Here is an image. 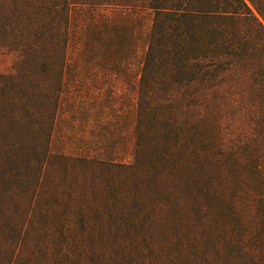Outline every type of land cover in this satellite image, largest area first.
I'll list each match as a JSON object with an SVG mask.
<instances>
[{
  "label": "trees",
  "instance_id": "16d2710c",
  "mask_svg": "<svg viewBox=\"0 0 264 264\" xmlns=\"http://www.w3.org/2000/svg\"><path fill=\"white\" fill-rule=\"evenodd\" d=\"M0 47V264H264V0H0ZM135 58L130 161L51 152L80 59Z\"/></svg>",
  "mask_w": 264,
  "mask_h": 264
},
{
  "label": "rangeland",
  "instance_id": "374dc122",
  "mask_svg": "<svg viewBox=\"0 0 264 264\" xmlns=\"http://www.w3.org/2000/svg\"><path fill=\"white\" fill-rule=\"evenodd\" d=\"M82 10L73 11L75 38L81 39L84 21ZM125 29V28H124ZM98 29L87 30L88 36L96 35ZM126 30L127 27H126ZM75 40V41H77ZM137 59L142 55V44L138 41ZM78 45L74 49H80ZM15 60L14 55L0 47V74H8ZM73 64H69L71 67ZM94 61L80 59L75 84H69L60 121L52 139L51 152L73 158L83 152L104 156L112 145L115 149L123 148L115 158L125 163L130 161L129 134L132 127L135 93L133 83L139 67V60L134 59L122 69L105 71L95 67ZM121 68V67H120ZM118 70L122 71L116 72ZM123 130V136L119 137ZM128 149V150H127Z\"/></svg>",
  "mask_w": 264,
  "mask_h": 264
}]
</instances>
